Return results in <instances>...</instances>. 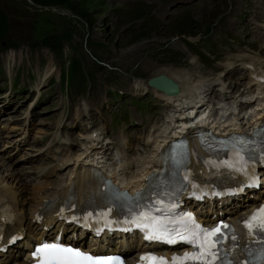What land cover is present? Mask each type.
<instances>
[{
    "label": "rangeland",
    "instance_id": "rangeland-1",
    "mask_svg": "<svg viewBox=\"0 0 264 264\" xmlns=\"http://www.w3.org/2000/svg\"><path fill=\"white\" fill-rule=\"evenodd\" d=\"M53 1L63 5L44 7L32 0H0V101L14 89V99L1 109L10 115H2L7 117L0 123L23 124L32 109V134H55L59 121L67 123L70 118L69 109L75 113L84 101L87 108L89 103L99 104L94 108L98 111L96 121L101 122L98 117L103 113L106 121L102 124L106 125L122 109L109 96L116 91L123 96L121 102L126 98L152 99L155 105L147 116L162 124L159 98L148 90L150 77L174 70L190 73L196 80L214 78L223 73L229 60L235 62V56H249L227 52L234 43L241 44L240 37L228 31L243 27L250 15L249 0H242L244 9L237 17L230 13L238 0ZM256 1L263 4V0ZM177 30L189 32L180 35ZM223 33L226 37L218 39ZM256 41L247 38L248 46L260 53L252 57L262 55L263 60V49ZM195 59L199 67L194 66ZM242 75V81L252 80L249 72ZM234 81L233 76L225 78L226 83ZM137 82L142 87H135ZM81 128L86 129L84 124ZM65 144L71 149L79 147ZM2 166L8 165L2 162Z\"/></svg>",
    "mask_w": 264,
    "mask_h": 264
},
{
    "label": "bare ground",
    "instance_id": "bare-ground-1",
    "mask_svg": "<svg viewBox=\"0 0 264 264\" xmlns=\"http://www.w3.org/2000/svg\"><path fill=\"white\" fill-rule=\"evenodd\" d=\"M254 2L255 0L248 1L250 15L245 17L246 20L243 27L240 26L235 30L228 31L241 38L244 45L240 47V50L249 56H235V62H233V60H229V62L225 64L223 73L217 77L215 76L214 78H201L200 80H196L193 76H191L192 74L190 75V73L186 74L174 70H164L157 73V75L150 77L149 81L158 75L164 74V76L169 77L180 86L181 92L176 97L158 94L163 104L169 109V112L174 113L173 118L164 128L169 129L175 124L181 123L190 124V121H187V114L192 111H198L201 107H204L209 103H217V101H220L225 103L227 106L234 104L237 108L246 105V102L242 98H248L251 95V90L253 89L255 82L247 85L244 90H240L239 86L244 83L242 82L243 78L239 75L242 74L243 70L247 69L250 70L252 74H257L256 72L262 73L264 71V60L260 59L262 55L258 59L252 57V54H258V52L253 51L247 46V38H249V42L252 37L256 38L259 31L262 30L260 29L261 25H259V23L264 22V12H260L257 4H254ZM243 9L242 0H238V2H235L233 5L230 14L233 17H237ZM238 24L240 23L238 22ZM223 36L224 33L219 36L218 39H222ZM196 61L197 59L193 61L194 66L199 67V62ZM48 74H51V72H48ZM262 75L263 74H259L256 76L259 77ZM47 76L49 77V75ZM187 76L189 77L185 79ZM232 76L236 78L237 81L226 83L225 78H231ZM195 77L198 78L197 76ZM85 112H87L90 117L93 116L91 113L92 107L86 108ZM4 120L5 119H3V121ZM94 132L98 133V138L94 139L90 134H87L85 139L90 142H96L97 139L100 138V135L106 134L104 131ZM2 162L4 163V161ZM2 162L0 161V185L5 186L9 192L18 193L20 190L16 188H21L22 184L17 179H13V173L15 171H13L9 166H2ZM33 201L36 204L37 209L43 206V197L40 192L35 194ZM230 218L232 221L237 222L239 219H242V214L237 213L235 216L231 215Z\"/></svg>",
    "mask_w": 264,
    "mask_h": 264
},
{
    "label": "snow or ice",
    "instance_id": "snow-or-ice-1",
    "mask_svg": "<svg viewBox=\"0 0 264 264\" xmlns=\"http://www.w3.org/2000/svg\"><path fill=\"white\" fill-rule=\"evenodd\" d=\"M152 224H139L137 227L141 230H147L145 239L147 240H164L168 243H175L176 237L180 240H185L187 243L196 247L199 251L192 256H186L185 259L202 260L203 264H212V261L219 256L222 251V244L226 240V234L221 231L220 227L211 230H205L200 236H194L191 240L180 233L177 229L170 228L163 220L153 217ZM257 231L264 232V209L253 214L250 220L245 221L244 225L249 233L253 232V222ZM225 228L228 226L225 225ZM235 239V237H232ZM34 258H39L41 264H118V261L101 260L100 258H93L90 255L80 253L70 247L62 246L58 243L42 244L33 253ZM148 259L142 257V260ZM175 264V261L173 262Z\"/></svg>",
    "mask_w": 264,
    "mask_h": 264
},
{
    "label": "water",
    "instance_id": "water-1",
    "mask_svg": "<svg viewBox=\"0 0 264 264\" xmlns=\"http://www.w3.org/2000/svg\"><path fill=\"white\" fill-rule=\"evenodd\" d=\"M149 84L173 96L177 95L180 91L178 85L172 79L164 75L151 79Z\"/></svg>",
    "mask_w": 264,
    "mask_h": 264
},
{
    "label": "trees",
    "instance_id": "trees-1",
    "mask_svg": "<svg viewBox=\"0 0 264 264\" xmlns=\"http://www.w3.org/2000/svg\"><path fill=\"white\" fill-rule=\"evenodd\" d=\"M35 4H37V5H40V6H44V7H53V6H59V5H63V3H59V2H55V1H53V0H32ZM178 31V33H180V35L182 34V33H187V32H189V31H179V30H177ZM2 40V36L0 35V41ZM1 45V47H3V45H2V43H0ZM1 49V48H0Z\"/></svg>",
    "mask_w": 264,
    "mask_h": 264
}]
</instances>
